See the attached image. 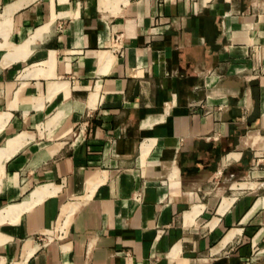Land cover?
Segmentation results:
<instances>
[{"label": "crops", "instance_id": "1", "mask_svg": "<svg viewBox=\"0 0 264 264\" xmlns=\"http://www.w3.org/2000/svg\"><path fill=\"white\" fill-rule=\"evenodd\" d=\"M263 163L264 0H0V264H264Z\"/></svg>", "mask_w": 264, "mask_h": 264}, {"label": "rangeland", "instance_id": "2", "mask_svg": "<svg viewBox=\"0 0 264 264\" xmlns=\"http://www.w3.org/2000/svg\"><path fill=\"white\" fill-rule=\"evenodd\" d=\"M257 168H263V169H264V163H263V164H260V166L257 167ZM230 203H231V201L227 200V201H225V203L223 204V206L227 207V206L230 205ZM222 210H223V209H222ZM45 241H46V240L41 241V243H42V242L44 243Z\"/></svg>", "mask_w": 264, "mask_h": 264}, {"label": "built area", "instance_id": "3", "mask_svg": "<svg viewBox=\"0 0 264 264\" xmlns=\"http://www.w3.org/2000/svg\"><path fill=\"white\" fill-rule=\"evenodd\" d=\"M134 200H135L136 202L140 201V195H139V194H136V195L134 196Z\"/></svg>", "mask_w": 264, "mask_h": 264}, {"label": "bare ground", "instance_id": "4", "mask_svg": "<svg viewBox=\"0 0 264 264\" xmlns=\"http://www.w3.org/2000/svg\"><path fill=\"white\" fill-rule=\"evenodd\" d=\"M225 207H223V209H224ZM221 213L223 214L224 212H223V210H221Z\"/></svg>", "mask_w": 264, "mask_h": 264}]
</instances>
